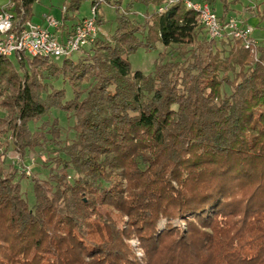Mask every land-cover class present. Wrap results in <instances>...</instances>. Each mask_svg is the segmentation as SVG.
I'll use <instances>...</instances> for the list:
<instances>
[{
    "label": "trees",
    "instance_id": "16d2710c",
    "mask_svg": "<svg viewBox=\"0 0 264 264\" xmlns=\"http://www.w3.org/2000/svg\"><path fill=\"white\" fill-rule=\"evenodd\" d=\"M86 1L98 34L77 59L0 55V264H264V0H192L250 27L256 55L184 0H68L62 35ZM11 2L24 24L38 0ZM159 44L154 71L133 70Z\"/></svg>",
    "mask_w": 264,
    "mask_h": 264
},
{
    "label": "built area",
    "instance_id": "2783aa9c",
    "mask_svg": "<svg viewBox=\"0 0 264 264\" xmlns=\"http://www.w3.org/2000/svg\"><path fill=\"white\" fill-rule=\"evenodd\" d=\"M184 1L188 8L199 14L200 22L209 38L222 39L227 33L233 38L242 40L245 48L256 55V43L251 38L250 27L244 26L243 22L236 18H231L226 25H222L208 3ZM12 5L9 0L8 5L0 7V55L2 56L25 54L31 57H68L81 52L95 40L98 34L95 8L91 10L89 17L74 27L71 33L62 35L59 30L62 21L51 15H45L44 26L36 25L31 21L16 24L14 15L10 11ZM62 11L64 12L65 8ZM24 170L27 175H31L32 167L25 166Z\"/></svg>",
    "mask_w": 264,
    "mask_h": 264
},
{
    "label": "rangeland",
    "instance_id": "374dc122",
    "mask_svg": "<svg viewBox=\"0 0 264 264\" xmlns=\"http://www.w3.org/2000/svg\"><path fill=\"white\" fill-rule=\"evenodd\" d=\"M68 0H38L37 3H35L33 7V16L31 17L30 21L36 25L44 26L46 24L45 22V15H51L58 19L61 18L62 15V9L65 5V3ZM196 1H202V0H196ZM9 0H0V7L8 5ZM90 1H86L83 3V5L80 8V11L78 12V17H88L90 16ZM237 8L240 10L241 6H237ZM139 10L144 11L143 7H139ZM103 10L106 14V19L108 21L107 26L104 28V32L109 36L111 33V28L114 29L115 27V10L108 6L107 4L103 5ZM135 17H138L141 19L139 15H135ZM260 21L258 19H252L250 21V24L253 27V36L255 39L259 42V44L264 43V21L259 23ZM111 27V28H110ZM163 50V47L161 44L158 45V47L155 50L152 51H145L144 49H139L135 53H133L130 56V62L132 64L133 70H140L143 71L146 74L152 73L155 69V60L157 59L159 53ZM78 56L75 54L73 56V59H77ZM56 87H62L63 82L61 80L54 82ZM66 96L67 99L71 98L73 96L72 88L69 85H66ZM52 118H59L61 122V129H62V136L63 140H70L73 137V133L71 130V120L67 117V114L59 109H53L51 112ZM51 119L50 121H52ZM30 191V190H29ZM35 199L34 193H33V200ZM166 224V221L163 220L159 223V226L161 229H164ZM173 227H177L180 231L176 236L181 235V231L186 229V223L185 221L181 219H176L172 221ZM129 244L131 245L135 255L138 257V259H142L145 256V249L142 247L141 242L139 238H132L129 241Z\"/></svg>",
    "mask_w": 264,
    "mask_h": 264
}]
</instances>
